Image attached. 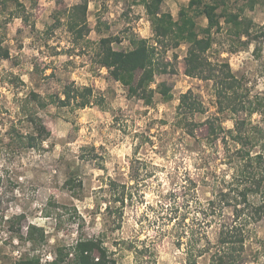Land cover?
<instances>
[{
  "label": "rangeland",
  "instance_id": "rangeland-1",
  "mask_svg": "<svg viewBox=\"0 0 264 264\" xmlns=\"http://www.w3.org/2000/svg\"><path fill=\"white\" fill-rule=\"evenodd\" d=\"M21 1L26 19L8 24L10 58L0 60V264L33 255L44 264L78 235L100 239L114 264H186L188 245L195 254L208 248L196 264H211L219 222L233 219V201L216 198L232 183L224 146L230 141L226 133L213 141L196 140L177 123L178 97L185 91L191 90L204 106L194 121L216 110L212 80L185 73L186 43L159 49L168 65L151 87L165 82L172 97L164 101L155 92L146 105L128 96L97 56L102 36L118 37L121 41L112 43L115 49H128L132 34L154 42L142 0H87L89 30L81 37L68 29L64 12L82 0ZM187 1L162 0V8L176 19ZM227 8L251 20L249 35L239 39L221 20L223 28L212 30L207 54L229 63L250 99L264 98V0H227ZM195 19L206 25L202 16ZM11 72L22 83H8ZM68 85L89 86L91 102L83 108L58 105L56 96ZM32 93L45 105H38ZM29 114L44 124L48 137L35 147H20L9 127L31 130ZM263 119L264 114H253L251 122L264 127ZM223 126L233 127L230 116ZM110 179L125 184L123 203L114 200ZM243 182L250 183L244 177ZM210 199H215L213 207ZM108 204L111 211L105 209ZM19 214L24 217L16 223ZM29 224L42 228V240L25 239ZM18 227L20 235L15 233ZM245 236L246 262L264 264V218L249 223Z\"/></svg>",
  "mask_w": 264,
  "mask_h": 264
},
{
  "label": "trees",
  "instance_id": "trees-1",
  "mask_svg": "<svg viewBox=\"0 0 264 264\" xmlns=\"http://www.w3.org/2000/svg\"><path fill=\"white\" fill-rule=\"evenodd\" d=\"M142 4L152 26L154 42L150 44L147 38L132 34L128 38L130 46L128 49H115L112 43L121 40L116 36H102L97 51L99 65L105 67L114 80L127 88L128 96H135L144 104L150 105L154 93L157 92L162 100L168 101L172 94L165 82H158L155 88L151 87L155 75L165 72L168 65V62L159 57L161 53L159 49L166 50L168 45L177 47L180 43H186L185 73L212 80L216 110L203 121H194L193 117L203 114L205 110L202 101L188 90L178 97L177 123L196 140L213 141L218 139L220 133L224 135L226 133L230 142L225 141L224 146L226 152H229L228 161L233 169L230 186L216 194L219 201L227 203L233 201V219L231 222H219L217 240L213 244L209 260L211 264H248L243 252L245 231L249 223L264 218V127L259 122H251L253 114L260 116L264 114V98L255 96L250 99L229 63L211 60L207 51L213 43L212 30L220 31L223 28L221 20L225 25H229L228 30L239 39L242 34L249 35L251 20L240 17L238 12L228 10L227 0H188L187 4L179 9L176 19L169 11L163 10L162 0H142ZM87 7V0H82L64 12L68 29L76 31L77 37H81L89 30L86 25ZM24 10L25 4L21 0H0V60L10 58V47L5 43L7 26L16 18L25 21L26 16L23 17L22 14ZM197 16H202L206 20L205 26L198 25L195 19ZM261 29L260 33L264 35V24ZM7 76V82L13 86L22 83L20 76L14 72ZM32 96L38 105H45L35 93H32ZM91 96L92 89L89 86L80 89L68 85L62 89V96H56V101L60 106L74 103L76 107L83 108L91 102ZM226 115L232 118V128L225 129L223 126ZM26 120L33 125L31 130L18 132L13 124L9 129L16 132L20 147H35L48 137V130L32 114L26 115ZM196 132L201 133L202 137L197 136ZM243 177L250 183L244 184ZM109 186L113 190L114 200L123 203L125 184L110 179ZM119 188L123 190L117 195ZM250 196H257L258 199L254 202L248 198ZM208 205L213 207L215 199L208 200ZM105 209L111 211L109 204ZM22 217L23 214L17 215L16 223H19ZM8 222L10 229H13V218ZM19 231L20 227L15 228V233ZM43 235L42 228L29 224L25 239L37 242L43 239ZM183 235L188 237V241L191 238L187 231H184ZM180 240L179 238L177 241L178 246L181 244ZM202 251L210 250L202 248L195 254L188 245L186 264H196V258ZM69 254L71 258L66 260ZM39 260V256L35 255L20 257L14 264H40ZM114 263V259L110 258L100 239L78 235L75 242L66 250L57 248L54 258L44 264Z\"/></svg>",
  "mask_w": 264,
  "mask_h": 264
}]
</instances>
